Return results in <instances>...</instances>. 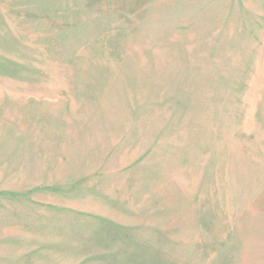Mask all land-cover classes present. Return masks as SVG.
I'll return each mask as SVG.
<instances>
[{"label": "rangeland", "instance_id": "1", "mask_svg": "<svg viewBox=\"0 0 264 264\" xmlns=\"http://www.w3.org/2000/svg\"><path fill=\"white\" fill-rule=\"evenodd\" d=\"M264 0H0V264H264Z\"/></svg>", "mask_w": 264, "mask_h": 264}, {"label": "crops", "instance_id": "2", "mask_svg": "<svg viewBox=\"0 0 264 264\" xmlns=\"http://www.w3.org/2000/svg\"><path fill=\"white\" fill-rule=\"evenodd\" d=\"M251 204L254 210L264 212V183L256 191Z\"/></svg>", "mask_w": 264, "mask_h": 264}]
</instances>
